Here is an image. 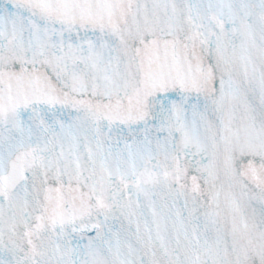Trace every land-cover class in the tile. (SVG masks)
<instances>
[{"label":"snow or ice","instance_id":"snow-or-ice-1","mask_svg":"<svg viewBox=\"0 0 264 264\" xmlns=\"http://www.w3.org/2000/svg\"><path fill=\"white\" fill-rule=\"evenodd\" d=\"M0 264H264V0H0Z\"/></svg>","mask_w":264,"mask_h":264}]
</instances>
